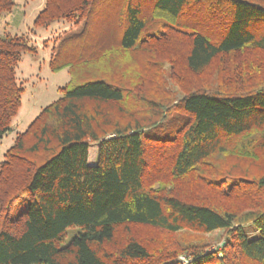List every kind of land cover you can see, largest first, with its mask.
Returning a JSON list of instances; mask_svg holds the SVG:
<instances>
[{"label":"trees","instance_id":"trees-1","mask_svg":"<svg viewBox=\"0 0 264 264\" xmlns=\"http://www.w3.org/2000/svg\"><path fill=\"white\" fill-rule=\"evenodd\" d=\"M61 20L50 67L103 74L60 86L4 153L0 264H264V0H45L34 24ZM36 51L0 34V140ZM217 229L226 243L210 251L178 238Z\"/></svg>","mask_w":264,"mask_h":264},{"label":"rangeland","instance_id":"rangeland-1","mask_svg":"<svg viewBox=\"0 0 264 264\" xmlns=\"http://www.w3.org/2000/svg\"><path fill=\"white\" fill-rule=\"evenodd\" d=\"M16 5L10 10L0 14V34L5 32L10 33H25L31 37V43L37 46L36 52H27L23 55L22 60L18 64L17 76L24 86L22 94V106L16 118H20L15 128L8 132L2 140H0V161L4 159V153L13 144L16 134L24 131L40 110L58 98L61 95L59 87L65 85L72 79H93L100 77L103 74L102 65L94 63L85 64H67L58 70H53L50 67L52 60V48L61 37L62 33L70 27L67 21H55L49 26H38L34 24V20L43 7L45 0H15ZM65 56V52L57 55L60 62ZM175 78L179 76L175 75ZM204 83L213 88L219 86L221 82L218 71L215 68H210L203 75ZM167 80L171 86L176 89L179 94L182 91L174 82L175 79L167 75ZM166 126L156 129L154 134L164 137ZM99 146L94 143L90 146L89 162H96ZM26 203L21 200L15 205L11 212V216H16L21 212ZM145 228H142L144 230ZM149 230H151L149 228ZM246 230L253 233L252 227H246ZM80 231L79 227H71L67 230L66 241H69L74 235ZM158 231H156L157 233ZM251 236H256V233ZM227 233L224 229H217L208 233H197L191 230H184L178 233V238L183 243L200 242L207 246V250L220 248L226 243ZM181 254V253H180ZM185 255V254H183ZM186 256V255H185ZM187 257V256H186ZM186 257L181 258L184 260ZM188 258V257H187Z\"/></svg>","mask_w":264,"mask_h":264},{"label":"crops","instance_id":"crops-1","mask_svg":"<svg viewBox=\"0 0 264 264\" xmlns=\"http://www.w3.org/2000/svg\"><path fill=\"white\" fill-rule=\"evenodd\" d=\"M19 120H21L20 118H15V120H14V122H13V125H14V127H15V125L19 122Z\"/></svg>","mask_w":264,"mask_h":264},{"label":"built area","instance_id":"built-area-1","mask_svg":"<svg viewBox=\"0 0 264 264\" xmlns=\"http://www.w3.org/2000/svg\"><path fill=\"white\" fill-rule=\"evenodd\" d=\"M183 257H184V256H182V258H183ZM183 262L186 263V262H187V259L184 258Z\"/></svg>","mask_w":264,"mask_h":264}]
</instances>
